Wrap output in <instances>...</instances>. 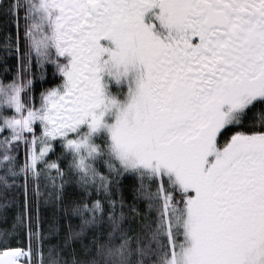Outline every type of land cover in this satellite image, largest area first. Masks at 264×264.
<instances>
[{
    "label": "snow or ice",
    "instance_id": "obj_1",
    "mask_svg": "<svg viewBox=\"0 0 264 264\" xmlns=\"http://www.w3.org/2000/svg\"><path fill=\"white\" fill-rule=\"evenodd\" d=\"M0 264H264V0H0Z\"/></svg>",
    "mask_w": 264,
    "mask_h": 264
}]
</instances>
